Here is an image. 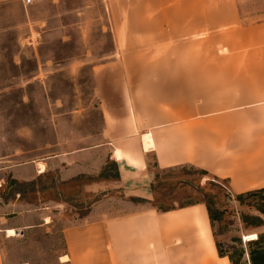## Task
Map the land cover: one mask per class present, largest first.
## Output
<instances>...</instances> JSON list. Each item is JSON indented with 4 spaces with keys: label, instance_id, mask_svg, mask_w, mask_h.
<instances>
[{
    "label": "rangeland",
    "instance_id": "rangeland-1",
    "mask_svg": "<svg viewBox=\"0 0 264 264\" xmlns=\"http://www.w3.org/2000/svg\"><path fill=\"white\" fill-rule=\"evenodd\" d=\"M235 2L238 27H221L217 35H193L192 42L138 43L139 36L131 35L140 20L138 0H110V9L106 0H37L34 14L48 21L52 31L32 44L17 41L19 30L11 26L22 20L20 9L0 4V223L17 222V212L34 208L44 211L48 222L23 236L18 232L15 240L0 241L10 264H65L58 261L64 251L60 235L64 226L143 204L115 187H89L104 175L107 179L116 176L113 162H107L98 176L82 173L60 181L56 160L48 173L10 184L9 166L42 160L46 153L81 144L82 136L94 135L101 128L94 84L97 78L120 82L123 77L106 67L140 66V82H148L146 88L156 93L163 92L156 83L169 77L176 80L178 89L170 92L176 94L177 104L185 100L186 67L192 69L189 76L197 85L201 77L264 83V26L257 27L258 40L251 44L243 30L264 25V0ZM121 22L119 37L129 29L134 41L113 40L116 23ZM95 139L94 135L91 140ZM150 172L155 193L151 205L166 209L205 203L219 252L231 264H264V191L233 195L225 180L189 165L163 170L151 165Z\"/></svg>",
    "mask_w": 264,
    "mask_h": 264
},
{
    "label": "crops",
    "instance_id": "crops-1",
    "mask_svg": "<svg viewBox=\"0 0 264 264\" xmlns=\"http://www.w3.org/2000/svg\"><path fill=\"white\" fill-rule=\"evenodd\" d=\"M109 1L106 0L107 9L111 8ZM139 2L140 20L131 29L132 38L140 37L136 38L138 43L192 42L193 35L204 36L207 32L208 36L217 35L221 34V27L240 25L235 0ZM36 3L37 0L29 3L0 0V4L15 5L23 13L22 20L11 25L19 30L17 41L32 44L52 31L48 21L34 14ZM122 24L116 23V32ZM261 26L264 25L243 28L247 43L258 40L255 30ZM235 34L240 36L236 32L232 35ZM129 35L128 29L127 34L119 37L117 32L112 38L115 42L134 41ZM233 39L241 41L240 37ZM106 68L120 71L123 77L120 82L97 78L94 84L102 122L94 134L96 139L91 140L93 134L82 136L81 144L46 153L42 160L31 159L8 167L12 179L27 181L48 173L52 162L57 160L58 178L66 181L82 173L97 175L107 162H113L116 176L107 179L104 175L103 180L92 181L89 187H115L130 199L143 203L126 212L64 226L60 230L64 246L61 256L66 259L60 260L59 256L58 261L65 264H231L228 256L218 250L205 203L166 209L150 204L155 195L151 165L160 170L194 166L206 175L225 180L233 195L264 190V83L208 81L201 77L197 85L189 76L192 69L186 67L185 100L184 104H177L176 94L170 92L178 89L176 80L169 77L156 83L163 91L156 93L150 90L154 88H146L148 82H140V66ZM201 73L205 74L204 69ZM196 90L199 93H194ZM17 213H20L17 222L0 223V241L15 240L18 232L23 236L30 229L48 224L42 216L44 211L34 208ZM7 229H14L16 235H7ZM0 264H10L1 244Z\"/></svg>",
    "mask_w": 264,
    "mask_h": 264
},
{
    "label": "bare ground",
    "instance_id": "bare-ground-1",
    "mask_svg": "<svg viewBox=\"0 0 264 264\" xmlns=\"http://www.w3.org/2000/svg\"><path fill=\"white\" fill-rule=\"evenodd\" d=\"M148 139V138H147ZM6 233H7V235H10V236H14L15 235V230L14 229H7L6 230ZM66 259V257H64V256H62L61 258H60V260H65Z\"/></svg>",
    "mask_w": 264,
    "mask_h": 264
},
{
    "label": "trees",
    "instance_id": "trees-1",
    "mask_svg": "<svg viewBox=\"0 0 264 264\" xmlns=\"http://www.w3.org/2000/svg\"><path fill=\"white\" fill-rule=\"evenodd\" d=\"M201 172H204L203 170H201ZM8 181V180H7ZM12 183H16V180H14V179H10V184H12ZM262 191H264V190H262ZM253 192H255V191H253ZM249 193H251V192H249ZM207 210H208V214H209V218H210V221H211V216H210V212H209V209L207 208ZM231 261V260H230ZM232 263V262H231Z\"/></svg>",
    "mask_w": 264,
    "mask_h": 264
},
{
    "label": "built area",
    "instance_id": "built-area-1",
    "mask_svg": "<svg viewBox=\"0 0 264 264\" xmlns=\"http://www.w3.org/2000/svg\"><path fill=\"white\" fill-rule=\"evenodd\" d=\"M27 3H29L30 2V0H25Z\"/></svg>",
    "mask_w": 264,
    "mask_h": 264
}]
</instances>
